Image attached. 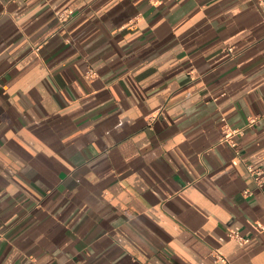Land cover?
I'll list each match as a JSON object with an SVG mask.
<instances>
[{"label": "crops", "instance_id": "crops-1", "mask_svg": "<svg viewBox=\"0 0 264 264\" xmlns=\"http://www.w3.org/2000/svg\"><path fill=\"white\" fill-rule=\"evenodd\" d=\"M255 221L264 1L0 0V264H264Z\"/></svg>", "mask_w": 264, "mask_h": 264}, {"label": "built area", "instance_id": "built-area-1", "mask_svg": "<svg viewBox=\"0 0 264 264\" xmlns=\"http://www.w3.org/2000/svg\"><path fill=\"white\" fill-rule=\"evenodd\" d=\"M258 3H262L264 0H256ZM60 18H62V14L59 15ZM227 49L229 51H231V47H227ZM254 121V118H251L250 119V122H253ZM224 126V129L222 131V134H223V137L227 140V142L234 146V141H233V138H232V133H233V130H229L227 129V127L225 125ZM247 170L248 172L253 175L255 178L256 176L258 175L259 171L258 169H256L255 167H253L252 165L248 164L247 165ZM245 193H247L248 191H244ZM253 227L255 230L261 232V233H264V221H255L253 223ZM227 235L229 238H232L234 239L235 241H237L239 244H242V243H245L248 241V238L247 237H243L238 231L234 230V229H228L227 231ZM216 257L217 259L225 262L226 261V258L220 254V253H217L216 254Z\"/></svg>", "mask_w": 264, "mask_h": 264}]
</instances>
